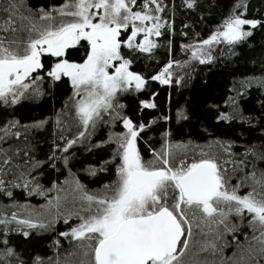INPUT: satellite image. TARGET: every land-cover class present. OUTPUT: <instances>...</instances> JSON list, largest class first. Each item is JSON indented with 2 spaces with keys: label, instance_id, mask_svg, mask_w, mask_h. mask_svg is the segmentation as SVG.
Here are the masks:
<instances>
[{
  "label": "snow or ice",
  "instance_id": "6c2138e0",
  "mask_svg": "<svg viewBox=\"0 0 264 264\" xmlns=\"http://www.w3.org/2000/svg\"><path fill=\"white\" fill-rule=\"evenodd\" d=\"M187 9H194L197 0H183ZM244 8L239 14L233 12L203 46L211 49L214 44L234 46L253 35L248 29L264 26V21L247 19L246 3L237 4ZM137 9V10H134ZM165 11L164 0H64L49 11L40 10L38 18L27 7L25 0H0V103L15 105L29 91L31 78L34 83L40 76H33L43 67L41 55L56 57L47 75L53 81L67 77L73 89L72 106L75 118L84 131L75 140H68L63 152L85 136L89 126L95 127L104 115L111 114L117 107L118 94L129 91L133 84L140 92L146 80L130 70V61L121 53L122 47L141 53H151L158 45L151 37L163 35L162 29L171 28L161 13ZM247 26V28L245 27ZM130 33L121 39L124 32ZM142 35V39L137 40ZM86 41L88 51L82 63L62 59L67 50ZM196 57V51L192 52ZM208 60L211 56L206 57ZM205 63V58H200ZM171 62L161 73L151 77L161 84L171 82ZM112 69L110 72L109 70ZM251 82H243L247 88ZM264 87V81H259ZM39 95V89L34 92ZM238 95H244L238 92ZM230 102L238 105L234 98ZM142 109H154L152 101H141ZM179 119L187 117L181 112ZM167 119V117H165ZM239 119L246 122L242 114L221 112L218 121ZM47 121L21 125L11 121L0 127V192L12 196V188L23 187L31 192L39 186L30 179L31 172L39 165L32 162L28 148L3 145L12 138L17 141L27 138L31 128H42ZM126 132L110 139L117 144L120 163L117 180L105 185L100 193H89L76 183L63 197H57L49 209H59L64 203H79L75 215L79 223L68 232L60 233L75 241L72 250L48 264H262L264 262V170L246 173L250 163L248 157L264 161V146L258 150L249 146L243 156L236 159L231 142L215 141L204 147L189 144H172L165 141L154 159L145 162L137 148V141L148 125H136L122 118ZM61 121L57 119V125ZM24 129V131H21ZM99 146V145H98ZM213 149H219L214 152ZM193 153L191 161L188 153ZM23 158V159H22ZM54 158V157H50ZM67 164V159H65ZM231 166V167H229ZM253 169L255 164L253 163ZM245 172L239 182L232 184L233 176ZM11 174L12 179L3 178ZM95 175V171L91 172ZM242 187L251 191L238 194ZM40 195H44L41 191ZM23 207V206H19ZM49 214L52 213L49 211ZM70 213L69 215H72ZM247 218L252 230L246 245L238 247L233 257L225 260L217 240L224 231L235 233L239 226H230L229 216ZM29 212L22 218L17 211L7 215L0 211L3 234L20 232L28 237L25 229H46L49 223L34 220ZM65 218L64 223H68ZM16 227L9 228L11 224ZM7 239H0V264H24ZM57 247L59 243L57 242ZM33 264H45L37 256Z\"/></svg>",
  "mask_w": 264,
  "mask_h": 264
},
{
  "label": "trees",
  "instance_id": "16d2710c",
  "mask_svg": "<svg viewBox=\"0 0 264 264\" xmlns=\"http://www.w3.org/2000/svg\"><path fill=\"white\" fill-rule=\"evenodd\" d=\"M63 3L64 0H25L37 18L41 9L50 12L53 7ZM137 3L138 6L142 5L143 0H137ZM241 3L247 5V19L264 21V0H197L194 9H187L183 0H164L165 11L161 15L171 24V28L162 29L163 35L160 37H151L158 46L150 54L127 47L121 49L124 58L130 61V70L146 80L145 88L137 92L132 87L118 94L117 103L123 107L104 115L95 127L89 126L85 136L73 144L68 152L62 151L67 141L75 140L84 129L75 118L71 99L73 89L69 81L66 78L53 81L47 75L55 62L52 56L41 55L43 67L32 74L41 79L34 83L31 78L26 81L30 88L19 103H0V127L11 121H18L21 125L47 121L42 128H31L26 139L23 136L19 141L12 138L3 145L5 148L30 146L28 150L32 162H39L29 177L33 180L30 187L38 185L39 189L30 194L23 187L12 188L11 197L0 192V211L7 215L17 211L22 218L31 212L34 222L40 220L47 224L51 221L46 229H25L30 232L27 238L16 231L4 235V226L0 225V239H7V247H11L24 264H33L37 256L48 264L50 258L54 261L72 250L75 241L60 233L70 231L80 222L74 214L79 203H64L59 209L60 215H55L57 209H49V200L55 205L56 198L63 197L66 190L71 191L76 183L85 191L96 194L102 192L105 185H112L117 180L120 163L119 157L114 156L117 144L109 140L126 132L122 118L126 117L136 125H148L137 141V148L145 162L152 161L153 152L161 150L166 133L167 140L172 144L191 143L206 150L207 145L215 141L231 142L236 159L241 158L249 146L262 149L264 87L259 85V81H264V26L248 29L253 35L234 46L219 43L204 50L199 58L192 55L193 48L216 32L234 9L237 14L244 11L243 7L236 8ZM130 31L124 32L121 39H126ZM87 51V42L82 41L77 47L67 50L65 59L80 63L86 58ZM208 55L211 56L210 60L206 58ZM200 58H205V63H200ZM170 62L169 84L151 79ZM249 81L251 85L244 88L243 82ZM36 89H39V95L34 94ZM238 92L244 95H238ZM231 98L238 105L236 113L233 112L235 106L230 102ZM141 101H152L157 107L142 109ZM181 112L186 119L178 118ZM221 112L242 114L246 122L239 119L218 121ZM57 119L61 121L60 125H57ZM213 151L218 152L219 149ZM192 158L193 153L189 152L187 159L191 161ZM248 159L250 163L246 173L264 170V161L251 156ZM93 171L95 175L91 174ZM245 172L233 176L231 183H238ZM3 178L8 181L12 176L9 174ZM41 191L44 195L39 194ZM249 191L250 187H242L238 194L244 195ZM65 218L69 220L67 224L64 223ZM229 221L230 226L234 224L239 228L235 233H229L224 231L223 225L219 226L222 235L217 244L225 260L233 257L239 246L246 245V237L250 239L252 236L247 218L241 220L230 215ZM8 227L14 228L16 225L13 223Z\"/></svg>",
  "mask_w": 264,
  "mask_h": 264
},
{
  "label": "rangeland",
  "instance_id": "374dc122",
  "mask_svg": "<svg viewBox=\"0 0 264 264\" xmlns=\"http://www.w3.org/2000/svg\"><path fill=\"white\" fill-rule=\"evenodd\" d=\"M245 27H247V26H245ZM140 39H142V35L141 36H138L137 37V40H140ZM217 44H214V45H212V46H216ZM211 46V47H212ZM207 49H209L207 46H203V43L202 44H200V45H198L196 48H193V51H196V53H197V55H196V58H199L200 56L199 55H202L203 54V52H204V50L206 51ZM43 55H47V54H42V56ZM54 59H55V62L57 61V58L56 57H53ZM195 58V57H194ZM62 59H65V57H63ZM86 59V58H85ZM84 59V60H85ZM83 60V61H84ZM82 61V62H83ZM54 62V63H55ZM70 62V61H69ZM82 62H80V63H82ZM54 63H53V65H54ZM73 63H77V62H73ZM79 63V62H78ZM53 65H52V67H53ZM110 72L112 71V69H110L109 70ZM63 78H66L68 81H69V79L67 78V77H63ZM69 83H70V81H69ZM70 85H71V83H70ZM72 87V86H71ZM132 87H135L134 86V84H133V86Z\"/></svg>",
  "mask_w": 264,
  "mask_h": 264
}]
</instances>
